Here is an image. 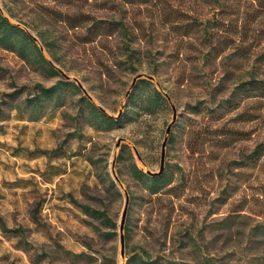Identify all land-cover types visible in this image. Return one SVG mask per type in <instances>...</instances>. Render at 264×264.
<instances>
[{
  "label": "rangeland",
  "instance_id": "1",
  "mask_svg": "<svg viewBox=\"0 0 264 264\" xmlns=\"http://www.w3.org/2000/svg\"><path fill=\"white\" fill-rule=\"evenodd\" d=\"M209 1L0 0L2 14L36 37L45 58L68 81H79L115 121L109 130L95 126L78 86L31 114L23 103L37 85L65 79L34 70L0 47V215L8 228L26 234L0 229V264H136L130 258L142 254L163 264L264 262V239L251 231L264 225V156L256 165L241 163L264 141V100L236 90L251 75L264 78V68L252 58L241 68L222 57L203 63L199 31L184 37L182 26L161 22L165 15H179L183 24L219 17L220 8ZM82 16L90 20L73 27ZM92 21L97 27L118 21L124 28L95 37ZM139 74L153 76L148 81L177 111L166 145V182L154 195L130 172L132 161L142 167L130 145L146 169L158 171L173 114L166 99L152 114L142 113L141 100L149 94L143 85L126 97ZM230 93L239 106L222 107L215 123L211 107ZM113 159L129 195L125 258L119 233L125 197L111 176ZM86 208L103 211L109 221Z\"/></svg>",
  "mask_w": 264,
  "mask_h": 264
},
{
  "label": "trees",
  "instance_id": "2",
  "mask_svg": "<svg viewBox=\"0 0 264 264\" xmlns=\"http://www.w3.org/2000/svg\"><path fill=\"white\" fill-rule=\"evenodd\" d=\"M106 1V0H105ZM152 0H123L125 3H137L147 5ZM156 1V0H154ZM162 1V0H158ZM216 2V5L220 8L219 17L213 16L211 19L204 21H196V19L190 18L187 23H180L183 19L181 17L168 18L167 15L161 19L162 23H170L171 25L182 26V35L184 37H191L190 34L199 31L201 33L200 44L204 48V52L201 53V59L203 63L211 64L218 58L231 60L232 67L241 68L243 63L248 62L251 58L259 67L264 68V0H210ZM209 1V2H210ZM90 19L82 16L74 19L73 27H77L76 23H87ZM94 22V21H92ZM178 22L180 24H178ZM98 22L92 23L88 29H93L99 32L95 34V37L101 35H109V29H122L124 25L121 22H110L106 26H98ZM101 24V23H100ZM103 32H102V31ZM93 41V40H92ZM0 47L14 53L24 63L29 65L34 70L46 73L50 76H57L56 71L40 50V47L36 43L34 37H32L26 30L11 23L0 12ZM50 52V51H49ZM131 61L135 57L131 56ZM133 66V65H131ZM148 87L149 94L143 97L140 103V109L142 113L152 114L153 109L157 106L165 105L166 100L162 94L155 88L148 80H140L134 85L131 98L134 97L137 91L140 90V86ZM37 89L31 94L30 97L24 99V108L28 109L32 114L41 112L44 101L52 99L63 100V94L66 89L78 90L77 85L73 82L66 80H59L56 84L50 87H44L37 85ZM236 90H239L246 94V98H252L255 102H261L264 100V78H257L251 75L248 80L242 81L236 86ZM130 94V93H129ZM129 96V95H128ZM81 103H84L90 110V117L92 123L102 129L109 130L113 128L115 121L106 114L99 111L91 102L84 97L81 98ZM238 103V104H237ZM200 104L195 105L193 108L200 110ZM236 106L238 108L239 101L235 93H230L225 99H221L215 107L212 108L213 116L217 120L223 116L222 107ZM238 105V106H237ZM204 108H208L205 106ZM214 118V117H213ZM214 124V123H213ZM217 126V124L215 125ZM218 127L216 132L220 133ZM223 135V134H222ZM126 150V147H123ZM131 156V155H130ZM264 156V141L256 144L251 152L245 155L246 162L256 165L258 161ZM142 158V157H141ZM130 172L134 179L139 182L147 183L149 193L151 195L157 194L166 182V175L163 173L156 177H151L144 173L137 165L132 161L130 163ZM111 187H114L113 181L110 182ZM118 193V192H117ZM79 205V204H77ZM81 206V205H79ZM84 208V207H83ZM88 214L96 218L107 220L106 214L103 211L86 208ZM35 223L39 224L36 216H33ZM114 228V224H111ZM0 229L4 234H15L20 238H25V231L19 228H8L6 222L0 215ZM255 237H261L264 239V225L256 224L251 229ZM114 234V233H111ZM109 234V235H111ZM79 256V255H77ZM131 261L136 264H163L159 259H152L146 254L135 255L130 258ZM166 264H186L176 260H169ZM258 264H264L258 263Z\"/></svg>",
  "mask_w": 264,
  "mask_h": 264
},
{
  "label": "water",
  "instance_id": "3",
  "mask_svg": "<svg viewBox=\"0 0 264 264\" xmlns=\"http://www.w3.org/2000/svg\"><path fill=\"white\" fill-rule=\"evenodd\" d=\"M1 12V10H0ZM2 14V12H1ZM3 15V14H2ZM4 16V15H3ZM5 17V16H4ZM6 18V17H5ZM8 19V18H6ZM28 32V31H27ZM29 33V32H28ZM30 34V33H29ZM31 35V34H30ZM32 37H34L33 35H31ZM36 43L38 44V46L40 47V50L41 52L43 53V55L45 54V51H44V48L41 46V44L39 43V41L37 40L36 37H34ZM47 61L50 63V65L56 70L58 71L63 77L65 80H69L70 77L65 74L55 63H53L51 60H48ZM153 76H150V75H144V74H139L137 76H135L132 80V83H131V86L129 88V90L127 91L126 93V97H128L131 89L134 87V85L136 84V82L139 80V79H147L149 81H152L153 80ZM77 84V86L82 90L83 94L88 98V100H90L92 103H94V105L96 106V108L101 111L102 113L106 114L107 116H110L108 114V112H106V110L101 106L99 105L98 103L94 102L93 98L91 96L88 95L87 91L82 87V85L80 84L79 81H77L76 79L74 80ZM157 90L162 94V96L168 101V103L170 104V107L172 109V120L171 122L168 124V126L166 127V130H165V137L163 139V142L161 144V154H160V164H159V169L158 171H151L149 169H146V166L141 158V155L139 153V151L137 150V148L134 146V145H130L131 146V149L136 157V159L138 161L141 162L142 164V167H140V169L146 173L147 175L151 176V177H156V176H159L163 173V170H164V166H165V159H166V145H167V142H168V139H169V136H170V132H171V128L172 126L175 124L176 122V119H177V111H176V108L175 106L172 104L171 102V99L169 97L168 94L162 92V90L160 88L157 87ZM120 143H121V140H119L117 143H116V148H118L120 146ZM115 160L113 159L112 161V166H111V176H112V179L113 181L115 182V184L123 191V194H124V197H125V203H124V209H123V213H122V217H121V221H120V226H119V233H120V256L122 258H125V242H124V223H125V219H126V214H127V209H128V204H129V195H128V192L126 190L123 189V185L118 177V175L116 174V171L114 169V162ZM123 264V263H121Z\"/></svg>",
  "mask_w": 264,
  "mask_h": 264
}]
</instances>
